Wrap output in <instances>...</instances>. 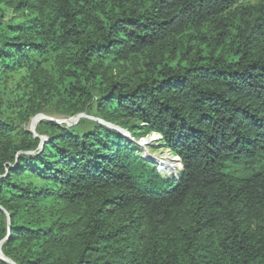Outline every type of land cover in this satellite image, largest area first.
<instances>
[{
	"label": "trees",
	"instance_id": "obj_1",
	"mask_svg": "<svg viewBox=\"0 0 264 264\" xmlns=\"http://www.w3.org/2000/svg\"><path fill=\"white\" fill-rule=\"evenodd\" d=\"M49 110L87 117L35 136ZM96 119L161 134L178 175ZM2 241L16 264H264V0H0Z\"/></svg>",
	"mask_w": 264,
	"mask_h": 264
},
{
	"label": "rangeland",
	"instance_id": "obj_2",
	"mask_svg": "<svg viewBox=\"0 0 264 264\" xmlns=\"http://www.w3.org/2000/svg\"><path fill=\"white\" fill-rule=\"evenodd\" d=\"M255 2V0H240V2ZM28 76V72L26 71H21L19 74L15 75L13 79L8 83V89L10 90L9 95H4V100L7 101L10 99V97L13 96V93L15 90L20 88H23L26 85V77ZM45 117V119H41L39 122L38 120L40 117ZM39 119L36 122V118ZM71 119H76V117H66L64 115L52 112L51 110L37 114L36 117H32L28 123V128L34 132V134H37V128L39 123L42 120H50V121H55L57 123L61 124H69L71 123ZM70 125V124H69ZM124 134L130 138V141L135 142L140 146V149L145 153L147 157H150L154 159L158 163V168L162 173H165L167 175H178L179 171L182 168V164L179 160V158L174 155L170 149L163 147V137L161 134L157 132H150L148 133L145 137L142 138H134L130 135L128 130L124 129ZM150 140V141H149ZM142 143V144H141ZM161 161L167 162L171 164V167L173 171L169 170H164L162 169L163 166H161ZM175 168V169H174ZM234 170L238 174H243L244 169L241 166H235Z\"/></svg>",
	"mask_w": 264,
	"mask_h": 264
},
{
	"label": "water",
	"instance_id": "obj_3",
	"mask_svg": "<svg viewBox=\"0 0 264 264\" xmlns=\"http://www.w3.org/2000/svg\"><path fill=\"white\" fill-rule=\"evenodd\" d=\"M82 117H87V115L86 114H80L79 116H77L76 117V119H71L70 121H71V123H69L70 125H73V124H75V123H77ZM41 119H45V117H40V119L38 120V122L41 120ZM98 122H100V123H102V124H105V125H107L108 127H110V128H113V129H116V130H118V131H120V132H122L123 134H124V129L123 128H121V127H119V126H116V125H114V124H111V123H108V122H105V121H103V120H99V119H96ZM125 135V134H124ZM35 136H37V134H35ZM128 137V136H127ZM43 144H44V142H43ZM43 144H42V146H43ZM142 144V143H141ZM175 169V168H174ZM7 239V238H6ZM5 239V240H6ZM4 240V241H5ZM4 241H2L1 243H0V258L1 259H3V260H5V261H7V262H9L10 264H16L15 262H13L11 259H9V258H7L4 254H3V251H2V245H3V242Z\"/></svg>",
	"mask_w": 264,
	"mask_h": 264
},
{
	"label": "bare ground",
	"instance_id": "obj_4",
	"mask_svg": "<svg viewBox=\"0 0 264 264\" xmlns=\"http://www.w3.org/2000/svg\"><path fill=\"white\" fill-rule=\"evenodd\" d=\"M36 117V116H35ZM39 119V117L38 118H36V122H37V120ZM150 141V140H149ZM159 163V162H158ZM161 166H163V168L162 169H164V170H169V171H173V169H172V167H171V164L170 163H167V162H164V161H161Z\"/></svg>",
	"mask_w": 264,
	"mask_h": 264
}]
</instances>
